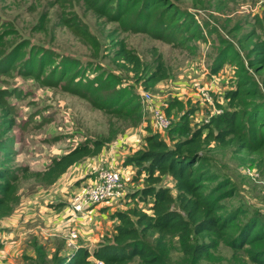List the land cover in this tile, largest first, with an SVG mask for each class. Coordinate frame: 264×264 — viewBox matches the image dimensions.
Here are the masks:
<instances>
[{
  "label": "rangeland",
  "instance_id": "374dc122",
  "mask_svg": "<svg viewBox=\"0 0 264 264\" xmlns=\"http://www.w3.org/2000/svg\"><path fill=\"white\" fill-rule=\"evenodd\" d=\"M170 7L172 14L164 16ZM259 42L264 43V0H0V158L7 160L0 165L17 174L20 199L0 220V264H53L56 255L106 241L116 223L112 210L102 213L106 204L98 203L77 212L72 196L95 180L99 167H110L113 156L140 148L147 132L168 139L170 126L158 127L154 109L173 123L182 114L174 108L166 114L174 97L184 109L196 110L192 123H206L211 113L222 111L215 101L225 107L224 92L235 87V76L245 74L258 94L241 95L238 100L249 104L237 102L235 108L259 111L261 129L264 65L249 64ZM121 47L138 60L137 67L118 56ZM232 52L242 67L230 59ZM218 64L209 77L210 66ZM162 69L166 77L158 79ZM131 138L135 143L125 146ZM88 140L106 142L101 160L100 153L87 157L65 172L72 176L40 183L36 171ZM241 142L212 141L200 152L216 180L232 190L221 200L224 208L242 211L228 236H237L246 220L264 223V145L248 150ZM162 184L172 187L173 181L166 175ZM124 186L127 192L135 184ZM67 199L69 208H63ZM106 207L131 211L120 200ZM156 237L147 233L143 241L159 251ZM165 242L173 264H259L245 248L225 240L198 260L182 252L176 236Z\"/></svg>",
  "mask_w": 264,
  "mask_h": 264
},
{
  "label": "trees",
  "instance_id": "16d2710c",
  "mask_svg": "<svg viewBox=\"0 0 264 264\" xmlns=\"http://www.w3.org/2000/svg\"><path fill=\"white\" fill-rule=\"evenodd\" d=\"M169 2L164 3V7ZM101 7V6H100ZM167 9L164 16L172 14ZM179 19L175 17V20ZM191 25L187 26L188 30ZM83 35V33H82ZM118 56L138 66V60L123 47ZM254 62L251 66L264 65V43L253 47ZM236 66H241L239 56L232 52L228 55ZM162 68V65H158ZM219 70V64L210 66L209 77ZM165 71L157 78H165ZM234 79L235 87L224 92L226 106L219 102L216 106L222 111L211 113L208 122H191L195 109H184L181 99L174 97L167 106L166 114L174 108L181 111L179 118L169 124L167 138L157 131H149L143 145L133 150L122 160L123 167L130 166L132 174L126 184L134 186L124 190L120 202L131 205V211L115 208L110 217L116 220L113 232L104 241L90 250L78 246L66 255H56L53 264H128L134 258L140 264H173L165 254V239L176 236L184 254L200 259L209 255L220 240H225L233 248H245L251 260L264 264V223L258 218L246 220L237 228V236L230 235L234 223L242 211L237 208H224L223 198L232 195L226 181L216 180L217 175L200 152L212 141L227 145L233 137L242 140L241 149L254 150L264 145V125L259 128L262 118L258 112L241 111L235 108L241 95L257 96L251 78L242 74ZM153 80V77L149 78ZM249 111V112H248ZM252 113V114H251ZM247 123V125H246ZM173 142L172 144H170ZM106 144L102 140H88L75 145L61 156L54 157L44 169L35 175L41 184L53 185L74 164L87 157L98 155ZM6 154H11L6 148ZM7 162L0 158V162ZM26 169H24L25 171ZM170 176L173 186L162 184L163 176ZM215 183L212 184V182ZM175 190V193L173 191ZM17 174L0 165V220L8 217L19 204ZM133 206V207H132ZM114 207V205L112 206ZM109 207H103L107 209ZM225 210V211H224ZM147 233L157 235L155 241L159 251L152 249L143 241ZM232 234V233H231ZM246 246V247H244ZM175 264V263H174ZM177 264V263H176Z\"/></svg>",
  "mask_w": 264,
  "mask_h": 264
},
{
  "label": "built area",
  "instance_id": "2783aa9c",
  "mask_svg": "<svg viewBox=\"0 0 264 264\" xmlns=\"http://www.w3.org/2000/svg\"><path fill=\"white\" fill-rule=\"evenodd\" d=\"M141 96L144 101L151 103L152 100L149 93L142 91ZM206 100H209L208 97H206ZM217 112H220V110H217ZM154 116L158 127H167L169 125L170 121L163 115L158 107L154 109ZM130 136L136 137L137 135L133 133ZM124 140L125 138H122L115 142V144L119 142L123 143ZM131 171L132 169L125 170L120 166H117V168L99 167L96 171L97 176L95 180L91 184L81 187V189L72 196L71 203L73 207L77 208V212L80 211L83 213L87 207L98 203H104L106 204L105 206L117 205L118 201L121 200L125 193L124 184L130 180ZM95 264H102V262L96 261Z\"/></svg>",
  "mask_w": 264,
  "mask_h": 264
},
{
  "label": "crops",
  "instance_id": "0c3cea01",
  "mask_svg": "<svg viewBox=\"0 0 264 264\" xmlns=\"http://www.w3.org/2000/svg\"><path fill=\"white\" fill-rule=\"evenodd\" d=\"M128 138H125V140H124V143H125V141L127 140ZM126 143H128V145H125V146H131L133 143H135V141H133V139L131 138L130 139V141H128V142H126ZM130 144V145H129ZM122 145V143L121 142H119L117 145H115L114 144V146L116 147V148H119V146H121ZM124 149H125V147H123ZM114 149V148H113ZM115 151H117L116 149H114ZM111 153H112V155L114 154L113 152H109V153H107L106 152V155H111ZM129 153H125V152H122V154L120 153V155H115V156H113L112 158H113V161L110 163V167H116L117 168V166L119 165L121 168H123V169H127V170H129L130 169V166H127V167H123V165H122V160L124 159V157L126 156V155H128ZM100 156L98 157V161L99 160H101V158H102V156H104L105 154L102 152V153H100L99 154ZM100 158V159H99ZM121 164V165H120ZM66 174V176H67V178H68V176H72V174H70V173H65ZM70 174V175H69ZM80 178V177H79ZM79 178H77V180L79 179ZM61 202H63V201H61ZM63 206V208H65V207H67V208H69L68 206H69V199H67L65 202H64V205H62ZM61 206V207H62ZM101 206H105V205H101ZM60 208V206L58 207V209ZM62 208V209H63ZM103 208V207H102ZM107 209H111L112 211L114 210V208H107ZM102 210V213H106V212H108L109 210H104V209H101ZM109 213V212H108Z\"/></svg>",
  "mask_w": 264,
  "mask_h": 264
}]
</instances>
